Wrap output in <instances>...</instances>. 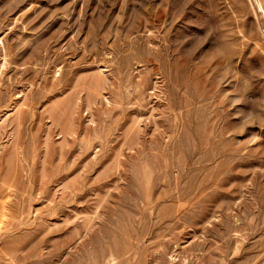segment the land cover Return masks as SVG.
<instances>
[{"label": "rangeland", "instance_id": "374dc122", "mask_svg": "<svg viewBox=\"0 0 264 264\" xmlns=\"http://www.w3.org/2000/svg\"><path fill=\"white\" fill-rule=\"evenodd\" d=\"M0 264H264V0H0Z\"/></svg>", "mask_w": 264, "mask_h": 264}]
</instances>
